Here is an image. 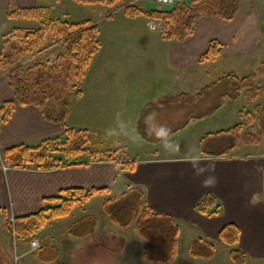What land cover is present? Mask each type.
I'll use <instances>...</instances> for the list:
<instances>
[{
	"label": "crops",
	"instance_id": "1",
	"mask_svg": "<svg viewBox=\"0 0 264 264\" xmlns=\"http://www.w3.org/2000/svg\"><path fill=\"white\" fill-rule=\"evenodd\" d=\"M35 1L0 0V13L8 16L12 2L20 6H35ZM243 14L242 12L238 13L232 20L205 16L197 22L193 36L181 42L164 40L168 42L165 62L172 72V76L168 80L164 78L163 84L155 87L152 92L150 90L151 96L140 109L143 112L144 110L152 112L158 110L157 113L162 112L165 115L166 125L178 122L181 128L186 129L194 124L204 122L205 117L219 112L225 104V100L232 101L225 99L222 105L211 114L201 118H192V101L176 96L181 93L193 94L219 76L213 72L212 67H207L206 62L209 61H199L211 40L217 39L224 45L223 54L215 61H210L213 64L219 58H227L236 61L237 68L242 64L241 61L250 59L251 55L260 49L261 43L257 46V39H255L257 37L255 22L245 21ZM8 18L11 17L8 16ZM238 71L241 74L244 73L241 75L235 71L239 76L252 74H245L246 72L243 70ZM114 77L115 75L105 64L96 67L90 76L91 88L89 91L94 93L91 99L96 105H110L111 101L117 100V97L121 98L122 94L125 103L127 102L126 86H124L122 94L117 95L121 84L116 85ZM92 78H94L93 82ZM201 81L204 82L196 85ZM222 91L223 85L215 87L202 102H198L196 108L202 110L212 106L217 95ZM12 98L13 93L8 85L6 75L0 73V103ZM99 101L104 104L97 103ZM159 114L161 113H158L156 118L159 117ZM168 114H181L182 119H168ZM212 120H214L212 122L223 123L219 115ZM162 123L164 122L162 121ZM168 126L167 128H169ZM64 129L65 126L62 123L45 120L38 108L17 105L8 120L0 126V155L5 148L14 145L34 144L45 138L62 137ZM218 131L220 130L203 132L200 144L193 149H190L192 144L187 143L175 148L168 146L167 150L165 147L159 146L155 151L153 150V153V151H147L148 149L144 146L141 150L145 151V155L139 159L84 160L78 164L47 171L12 168L1 158L0 223L5 225L6 234H8L10 231L6 225L7 217L24 216L51 206L56 202L50 198L60 195L67 188L107 187L110 193L116 186H123L121 192L129 186H136L142 188L144 192V207L170 214L178 220L180 225L178 251L182 247H187L188 250L190 241L193 238L201 237L214 243L216 249L220 245L225 246L229 253L234 248L240 249L247 255L245 264L250 261H264V147H260L264 139L262 137L258 145L241 143L229 154L218 155V151L223 147L215 148L211 145H213L212 140L220 138L219 136L222 134L207 136L208 133ZM171 132H174V129H171ZM207 141L210 142L206 143ZM188 155L190 157L198 155L203 164L213 163L214 171L205 172L200 176L195 175L192 162L185 159ZM123 161H132L131 169H123ZM207 176L215 177L214 186L204 187L202 185V181ZM207 194L215 196L221 204V209L216 215H205L196 209L197 202ZM65 218L59 221H49L50 227L44 237L36 236L39 238L37 241H40L41 244H55L59 248V257L56 261L62 256L61 249L66 246L62 243L65 239L60 228V222ZM228 223H234L239 228V240L235 245L224 244L219 239L220 230ZM55 235L62 236V239L57 240ZM67 238L74 245V248L71 249L73 250L72 259L79 262L83 247L76 246L78 240L84 237L71 236L74 239ZM23 244L28 243L23 242ZM143 245L144 241H142ZM30 248L26 249L30 250ZM212 258L206 260L211 261ZM0 264L8 263L0 260Z\"/></svg>",
	"mask_w": 264,
	"mask_h": 264
},
{
	"label": "trees",
	"instance_id": "2",
	"mask_svg": "<svg viewBox=\"0 0 264 264\" xmlns=\"http://www.w3.org/2000/svg\"><path fill=\"white\" fill-rule=\"evenodd\" d=\"M83 3L112 6L121 0H78ZM240 0H184L168 7L145 9L141 5L128 4L123 8L129 18L144 15L148 20L160 24V37L169 41H184L195 33L197 22L203 17L234 19L240 11ZM11 18H22L38 22L36 27H14L6 33L0 47V73H5L13 98L0 103V126L8 120L15 106H34L39 109L45 120L62 123L64 136L50 137L34 144H19L5 148L3 161L12 168L53 170L67 165L78 164L84 160L114 159L112 156L94 154L93 147L102 150L101 143L87 129L73 128L66 124L73 100L83 95L81 84L90 68L93 57L101 47L100 28L90 19L68 21L51 17L47 7L16 6L8 12ZM110 15H108L109 17ZM51 34L53 41L61 44V51L54 60L38 59L24 66V59L44 46L45 39ZM224 52L221 41L213 39L201 54L199 61H215ZM264 74L260 66L250 75L239 76L235 72H224L214 81L203 86L193 94L181 93L176 97L192 101V118H201L217 110L225 99L237 100L244 96L252 103L264 95V87L255 83L256 76ZM223 85L212 106L198 110L202 102L215 87ZM194 113V114H193ZM245 121L209 135L227 134L230 142L218 151L227 155L241 143L258 145L264 137V104H256L254 112H242ZM190 120V119H189ZM258 125L257 133L244 131L245 126ZM186 125V123H184ZM103 151V150H102ZM132 161L122 162L123 169H131ZM107 187H72L64 189L60 195L51 197L56 202L40 211L24 216L6 219L12 236L20 240H33L52 220L67 217L77 205L88 203L96 195H107L102 206L110 220L122 228L134 222V228L144 240L143 258L148 263L169 264L178 253L180 225L178 220L167 213L156 212L144 207L142 188L129 186L126 190L109 196ZM196 209L205 215H216L221 204L212 194L205 195L196 204ZM97 217L85 214L74 220L67 232L73 237H86L95 231ZM239 228L228 223L219 232V239L227 245H235L239 240ZM193 258H212L216 246L201 237L193 238L188 245ZM59 257L55 244H41L37 258L42 262H53ZM234 264H245L247 255L238 248L230 251Z\"/></svg>",
	"mask_w": 264,
	"mask_h": 264
},
{
	"label": "rangeland",
	"instance_id": "3",
	"mask_svg": "<svg viewBox=\"0 0 264 264\" xmlns=\"http://www.w3.org/2000/svg\"><path fill=\"white\" fill-rule=\"evenodd\" d=\"M240 3L239 14L241 12L244 13L242 16H245V21L255 22L257 29H255L257 34L255 39H257V46L261 43L260 49L256 50L250 59L241 61L242 64L238 65L237 68L236 61L227 58H219L214 64L210 61L206 62L207 67H212L213 72L219 75L233 70L240 74L241 72L238 70H243V72H246L245 74H249L254 73L260 66H264V0H240ZM128 4L141 5L145 9L157 7L156 0H121L112 6L100 3L88 4L78 0L35 1V6L47 7L51 17H60L68 21L90 19L98 24L101 47L93 57L90 68L81 84V88L84 91L82 97L78 100H73L71 103L70 114L66 124L70 127L87 129L95 137V141L97 140L102 144L101 149L103 151L98 150L96 147L92 148L95 155L98 156V153H104L103 155H110L120 160L123 158L129 160L141 158V156L145 155V151L141 150L144 146L148 149L147 151H155L159 146L164 147L161 140L145 134V128L147 127L145 117L152 111L144 110L143 112L140 107L151 96L150 90L152 92L155 87L157 88L158 85L163 84L164 78L168 80L172 76V72L165 62L168 42L160 37V31L153 30L148 26V19L144 15L135 18L127 17L123 12V8ZM16 6L20 5L12 2L9 11ZM168 6L170 5H165L164 7ZM108 15L110 16L108 17ZM19 26L36 27L38 22L22 18H8L4 13H0V47L6 33L12 28ZM255 39L254 41H256ZM60 51L61 44L53 41L49 33L45 39L44 46L27 56L23 64L24 66H29L38 59L45 60L49 58L54 60ZM102 64H105L112 74L115 75V84H121L119 92L116 93L117 95L119 93L121 95L124 86H126L128 93L127 104L123 94L121 98L117 97V100L111 101L110 105L100 101L97 103L104 105H96L91 99L94 93L89 91L91 88L90 76L96 67H100ZM210 73L212 74V72ZM93 80L94 78L91 79L92 82ZM203 82H197L196 85ZM255 83L264 87V74L257 75ZM258 103L264 104V95L259 96L252 103H247L244 96L237 100H225V104L219 112L210 117H205L204 122L194 124L190 126L191 128L188 127L186 129L181 128L178 122H172L169 126L166 125L165 115L162 112H158L161 114L155 119V124L174 129L170 138L174 142L170 143L169 147L175 148L177 144L179 147L190 143L192 144L190 149H193L200 144L199 141L203 132L227 129L238 122L245 121L244 117H241V111L244 113L248 111L254 112V106ZM157 111L154 112L157 113ZM180 115L168 114V119L180 120L182 119ZM217 115L222 118L223 123L220 121L212 122L214 121L212 119H215ZM257 130V124L255 126L248 125L244 128V131L254 133H257ZM109 131L112 135H108ZM219 137L212 140L213 145L211 147L222 148L226 143L230 142V136L227 134H222ZM209 142L207 141L206 143ZM260 147H264V142H262ZM1 158L2 154L0 155V160ZM122 188L123 186H116L108 195L118 194ZM107 197V195H96L88 203L75 206L70 214L66 218L64 217L65 220L60 222V228L65 239L62 243L66 244V246L61 249L62 256L60 254V259L58 261L55 260L54 263L40 262L37 259L38 248H30L29 242L32 240L23 241L14 237L12 240L11 233L8 232V237L5 225L0 223V260H4L8 264H159L148 263L144 260L142 246V241L144 240L136 232L134 222L128 227L122 228L110 220L102 206ZM85 214H92L97 217V224L93 234L78 240L76 247H83V249L81 250V259L77 262V260L72 259L71 253L73 250L71 249L74 248V245L71 244L67 237L70 239L74 238H71L66 228L70 222ZM49 227L50 224L48 222L41 231L35 234L33 240H38L39 238L37 237H44ZM56 238L60 240L62 236H56ZM23 242L28 244L24 245ZM39 244L41 245L40 241ZM26 248H30V250ZM24 249L26 250L24 251ZM169 264L234 263L226 247L220 245L217 247L211 261L203 258H193L189 254L187 247H182L179 249L174 261ZM248 264H264V261H250Z\"/></svg>",
	"mask_w": 264,
	"mask_h": 264
},
{
	"label": "clouds",
	"instance_id": "4",
	"mask_svg": "<svg viewBox=\"0 0 264 264\" xmlns=\"http://www.w3.org/2000/svg\"><path fill=\"white\" fill-rule=\"evenodd\" d=\"M157 113L155 112H150L148 115L145 117V124L147 127L145 128V134L150 136V137H155L158 140H161L164 144L165 149L167 150L168 145L174 141H172L171 138V129L167 128L164 125H157L155 124V119H156ZM151 122V123H149ZM108 135H112L110 131L108 132ZM178 147V144H177ZM186 160L192 162L193 164V169H194V174L197 176L203 175L205 172L208 171H214V164L213 163H208V164H203L200 161V158L198 155H195L193 157H190L189 155L186 156ZM215 177L214 176H207L203 181L202 185L204 187H209V186H214L215 185Z\"/></svg>",
	"mask_w": 264,
	"mask_h": 264
},
{
	"label": "built area",
	"instance_id": "5",
	"mask_svg": "<svg viewBox=\"0 0 264 264\" xmlns=\"http://www.w3.org/2000/svg\"><path fill=\"white\" fill-rule=\"evenodd\" d=\"M183 0H156L157 6L162 7L165 5H173L177 2H181ZM149 27L152 29H159L160 28V24L158 22L155 21H150L148 23ZM32 246L36 247L38 246V242L37 241H32Z\"/></svg>",
	"mask_w": 264,
	"mask_h": 264
}]
</instances>
